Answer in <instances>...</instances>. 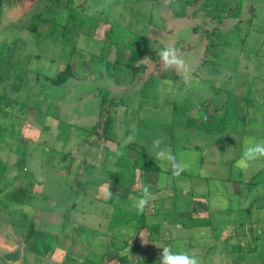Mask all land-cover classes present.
<instances>
[{"label":"rangeland","instance_id":"374dc122","mask_svg":"<svg viewBox=\"0 0 264 264\" xmlns=\"http://www.w3.org/2000/svg\"><path fill=\"white\" fill-rule=\"evenodd\" d=\"M169 45L186 76L159 63ZM67 63L73 77L52 85ZM223 117L217 134L188 125ZM247 137L264 140V0H0V264H160L165 246L200 264H264V251L203 255L225 240L263 247L264 160L236 167Z\"/></svg>","mask_w":264,"mask_h":264},{"label":"clouds","instance_id":"9594fccd","mask_svg":"<svg viewBox=\"0 0 264 264\" xmlns=\"http://www.w3.org/2000/svg\"><path fill=\"white\" fill-rule=\"evenodd\" d=\"M159 57V63L165 68H174L180 74L187 75L189 68L187 66L184 56L173 45H169L159 50L157 53ZM163 84H171V81H162ZM132 137L126 136L122 138V144L128 146L132 143ZM161 141L159 139L153 141V147L157 149L156 159L159 161H167L173 169L174 175H179L181 171H184L186 165L178 162L176 157L171 154L167 149L160 148ZM117 157L123 156V151H117ZM264 160V140H257L254 137H247L243 141L241 156L236 161V167L241 170H246L252 163ZM111 184L104 185V196L106 198H112L113 192L110 191ZM151 196L150 185H142L141 195L133 198L132 208L137 213H142L149 202ZM160 264H200V260L197 256L191 254L188 251H173L169 246L161 248Z\"/></svg>","mask_w":264,"mask_h":264},{"label":"trees","instance_id":"16d2710c","mask_svg":"<svg viewBox=\"0 0 264 264\" xmlns=\"http://www.w3.org/2000/svg\"><path fill=\"white\" fill-rule=\"evenodd\" d=\"M35 29L32 28V31H34ZM148 39L147 38H142L141 40V46L138 47L137 49L133 50L132 52V55L131 57L129 58L128 62L129 64H127V66H129L128 68H132L133 70L135 71H139L140 68L138 67H131V63L137 61L139 58H141L143 56L144 53L147 52L148 50ZM137 71V72H138ZM73 77V69L71 67V65L69 63L66 64V66L64 67L63 70H60L55 76H53L52 78H50V83L54 86H61V85H64L67 81H69L71 78ZM106 103V97L104 96L102 101H101V104L99 106V115L101 116H105V120H104V129H103V132L105 134L108 133L109 130H111V127L113 125V121H112V118L110 117V111L104 107V104ZM203 105V104H202ZM202 111L201 113L199 114L200 116H205V114L207 113L206 109L203 108L202 106ZM225 117L223 118H215V119H203L201 122H196L195 119H192L190 122H189V126L199 130V131H202L200 133H206L207 132H213V133H221L223 132L225 129ZM144 169L146 171H149V170H154V171H160V169L153 163H145L144 165ZM183 175H185V173L182 172ZM208 225H211L209 222L207 223ZM237 224H239L240 226L239 227H242L243 225L245 226L244 223L240 222V223H236V226L234 228L237 227ZM213 225V224H212ZM144 228L146 229H149V230H153V226L152 227H148V226H143ZM216 229H218L216 226H214L213 228H211V231H210V235L212 239L214 238H217L218 237V234L215 233L216 232ZM224 229V228H223ZM220 230V229H219ZM235 231V230H234ZM255 233L256 235V238L257 240L259 241L260 240V235L259 233H257V230L256 229H251L250 233ZM245 233V232H244ZM34 234V227H33V224L29 227V230L27 231V234H25V240L27 241L28 239H30ZM246 234V233H245ZM209 238V236H208ZM226 242L225 243H219V248L216 249V253L214 255V251H211V250H214V248L216 246L214 245H210L208 246V250L207 252L205 251L203 255L207 256V257H215V256H221V258L225 259L227 258V256H232L233 258L238 256L239 258H241L242 254L245 253L247 251V253H249V255L251 256H254L255 255V258L258 257V255L260 256V253L264 251V244H263V247H260V244L259 243H253L252 241H249L247 243V245H249L248 248H242L243 246H238L239 248L238 249H234L232 248L230 245H228L227 243V240H225ZM227 247H229L227 249ZM237 248V247H236ZM259 250V251H258ZM258 251V252H257ZM208 252H210V255H207ZM252 253V254H251ZM257 254V256H256ZM127 259L126 257H122V261L125 262ZM241 260V259H239ZM252 262H256V261H250V263Z\"/></svg>","mask_w":264,"mask_h":264},{"label":"crops","instance_id":"0c3cea01","mask_svg":"<svg viewBox=\"0 0 264 264\" xmlns=\"http://www.w3.org/2000/svg\"><path fill=\"white\" fill-rule=\"evenodd\" d=\"M73 260H74V259H71L70 261L74 262Z\"/></svg>","mask_w":264,"mask_h":264}]
</instances>
